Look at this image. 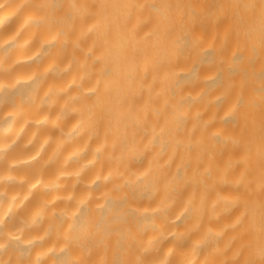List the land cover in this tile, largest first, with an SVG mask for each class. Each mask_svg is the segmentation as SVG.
<instances>
[{
	"label": "clouds",
	"instance_id": "9594fccd",
	"mask_svg": "<svg viewBox=\"0 0 264 264\" xmlns=\"http://www.w3.org/2000/svg\"><path fill=\"white\" fill-rule=\"evenodd\" d=\"M0 264H264V0H0Z\"/></svg>",
	"mask_w": 264,
	"mask_h": 264
}]
</instances>
